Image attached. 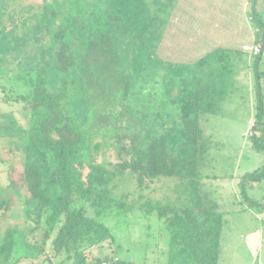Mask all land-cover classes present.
<instances>
[{"label": "rangeland", "instance_id": "obj_1", "mask_svg": "<svg viewBox=\"0 0 264 264\" xmlns=\"http://www.w3.org/2000/svg\"><path fill=\"white\" fill-rule=\"evenodd\" d=\"M178 1L172 4L162 0L161 11L149 13L159 20L153 30L157 31L158 23L165 24L171 19ZM218 1H203L208 5V9L202 11L203 19L206 13L210 16L216 12V5L217 11L222 13V8L225 10ZM224 1H232L233 7L227 11L232 13V21L236 23L234 28L240 31L242 27L244 32V20L239 19L237 14L242 11L243 17L247 19L249 2H246L244 9H239L237 4L240 5L244 0ZM193 5L190 3L186 6L187 17L198 12ZM79 8H86V13L80 14ZM53 11L59 14L56 18L49 15ZM45 15L44 20L41 16ZM215 21L216 17L213 18V25ZM85 22L89 24V29L105 37L109 31L114 32L111 38L118 40L116 46L122 59L120 69L130 76L126 100H123L124 91L121 90L112 94L110 102L100 103L101 114L110 122L106 135L112 134L113 137H94L93 144H101L93 156L95 163L116 172L115 166L121 162L118 154L121 146L134 141L139 146V152L142 148H148L151 138L164 136L169 152L178 160L180 168L177 176L148 178L149 187L146 190H139L135 174L129 171L123 174L116 172L113 196L120 198L129 194L131 204L142 192L144 197L140 203L144 204L151 199L155 207L158 206L156 201H160L180 208H192L200 198L203 208L222 216L218 264H264V213L258 206L248 208L238 187L241 176L264 165V153L254 150L249 139L255 116L254 86L257 70L263 73L261 86L264 96V54L257 67L254 66L256 58L249 52L241 51L228 52L229 56L219 66L215 59L210 58L208 67L202 68L199 63L167 61L156 50L154 42L151 49L157 57L154 61L148 59L150 53L144 47L140 46L136 50L126 34L121 31L117 34L116 28L123 27L111 20L106 0L100 3L93 0H0V59L3 61L0 62V98L11 91L23 92L26 88L14 75L16 64L8 65L7 62H11L12 58L22 61L23 57L30 54L33 56V65H36L39 63V50H55L62 46V41H53L55 33L65 32L62 40L66 44L72 41L71 35L76 30L82 31ZM248 25L252 38L250 20ZM248 42L253 46V39ZM7 66L10 68L9 74L13 76L4 75ZM213 69L216 70L212 77L217 80L215 83L223 91L224 97L218 113L205 115L201 121L203 135L207 140L205 154L198 167H191L186 162L193 148L187 143L186 134L179 123L178 99L193 92L198 80L204 78L208 71L210 74ZM209 74L207 78L211 77ZM84 96L79 98L83 101L76 105L81 104L80 109L85 111L87 124L84 128L87 129L95 120L92 115L95 108L88 106L90 101ZM21 109V104L0 100V115H7L3 119L0 116V200H11L10 210L0 220V230L4 231L9 226L18 228L16 248L10 256L6 255L7 252L1 254L0 264H69L62 256L42 254L40 246L28 244L27 226L22 222L25 214L22 195L16 187H9L10 174L13 172L12 177L17 179L24 158L18 148L19 138L13 135L22 119ZM5 119L11 122V129L4 124ZM126 132L130 135L128 138L124 135ZM88 157L91 159L90 154ZM129 158L126 157L127 160ZM84 173H88L87 168ZM189 173L202 177L197 192L193 191L187 176ZM247 194L264 205V179L249 187ZM101 220L111 228L114 239L111 243H105L100 251L93 250L94 257L112 254L128 264H188L185 257L177 254L176 247H172L171 229L164 223L165 219L158 217L156 210L147 212L136 206L126 215L111 211Z\"/></svg>", "mask_w": 264, "mask_h": 264}, {"label": "trees", "instance_id": "obj_2", "mask_svg": "<svg viewBox=\"0 0 264 264\" xmlns=\"http://www.w3.org/2000/svg\"><path fill=\"white\" fill-rule=\"evenodd\" d=\"M93 1L100 3L105 0ZM106 1L111 20L123 27L116 28L117 34L119 31L126 34L136 50L141 46L150 52L154 39L159 36L158 31L153 30L159 20L149 13L161 11L162 0ZM165 2L174 4L175 0ZM249 7L248 17L254 33L253 46H260L261 49L257 55L249 52L256 58L254 66L257 67L264 54V0H249ZM78 11L83 14L87 9L79 8ZM49 15L56 18L59 14L53 11ZM41 18L45 20L46 15ZM113 33L109 31L105 37L89 29V24L85 22L82 31L76 30L71 35L72 41L66 44L62 40L65 32L55 33L53 41H62V46L55 50H39V63L36 65H33V56L30 54L23 57L22 61L12 58L11 62H7L8 65L16 64L14 75L26 87L23 92L11 91L1 98L4 102L22 105V119L13 135L19 138L18 148L24 158L17 179L12 177L13 172L10 174L9 187H16L22 195L25 210L22 222L27 226L28 244L40 246L42 254L62 256L69 264H128L112 254L94 257L93 250L100 251L105 243L113 242L111 228L101 220L105 214L116 211L118 215H126L130 209L134 210L138 206L147 212L156 210L158 217L165 219L164 223L171 229L172 247H176L177 254L185 257L188 264H218L222 216L203 208L200 198L194 207L180 208L160 201H156L158 206L155 207L151 199L140 203L144 197L142 192L131 204L129 194L120 198L113 196L116 172L123 174L129 171L135 174L139 190L148 189V178L179 175V162L170 154L164 136L151 138L148 148H142L139 152V146L134 141L121 146L118 150L121 162L115 166L116 172L95 163L93 156L101 144H93L94 137H113L112 134L106 135L110 122L101 114L100 103L110 102L112 94L121 90L124 91L123 100L129 94L130 76L120 69L122 59L117 50V39L111 38ZM241 51L247 52L244 49ZM241 51L216 49L198 63L202 68L208 67L211 58L219 66L229 56L228 52ZM215 70L206 73V76L209 74L211 77L205 76L198 80L193 92L178 99L179 123L184 129L187 143L193 148L187 166L198 167L203 160L207 140L201 121L205 115L217 114L223 101V91L218 89L217 80L212 77L215 76ZM4 73L13 76L9 74L8 66ZM262 75L258 70L255 72L256 105L249 139L254 150L264 153ZM84 94L91 102H88V106L95 108L92 114L95 120L87 129L84 128L87 124L85 111L80 109L81 104L76 105L83 101L79 98ZM0 116H3L2 119L7 117L5 113ZM4 124L8 129L12 128L8 120ZM127 132L124 135L128 138L130 135ZM86 168L87 174L84 173ZM187 176L193 191L197 192L202 177L196 173ZM263 179L264 165L241 176L238 187L248 208L258 206L264 213V205L247 194L249 187ZM10 206L11 200H0V220L4 219ZM17 232L18 228L13 226L0 230V256L4 252H7V256L13 253Z\"/></svg>", "mask_w": 264, "mask_h": 264}, {"label": "crops", "instance_id": "obj_3", "mask_svg": "<svg viewBox=\"0 0 264 264\" xmlns=\"http://www.w3.org/2000/svg\"><path fill=\"white\" fill-rule=\"evenodd\" d=\"M203 1L179 0L178 4H176L177 9L173 12L171 19L166 21L165 24L161 23V27H159L160 25L157 26L159 36L154 41L157 45L156 50L167 61L193 62L197 64L202 57L216 49L241 51L245 45L250 46L248 44L250 39H253L254 42L253 30L251 34L252 38H250L249 17L246 15L247 19L244 18L242 11L237 14V17L244 20L242 21L244 32L242 31V27L240 31L237 27L234 28V24L236 23L232 21V13L228 12L233 7L232 1H228V3L224 0H219L217 3L221 7H224L225 10L222 8V13L217 11L216 5V12L210 16L206 13L204 19L202 18L204 16L202 15V11L207 10L208 5ZM247 1L249 2V0H244L240 5L237 4V7L240 6L238 7L239 9H244ZM190 3H193L194 8L198 11L196 14L190 15L191 18H189V15L187 17L188 11L186 9V6ZM214 17L218 21V23L215 21V25L212 24ZM149 53L148 59L157 60L153 50Z\"/></svg>", "mask_w": 264, "mask_h": 264}, {"label": "built area", "instance_id": "obj_4", "mask_svg": "<svg viewBox=\"0 0 264 264\" xmlns=\"http://www.w3.org/2000/svg\"><path fill=\"white\" fill-rule=\"evenodd\" d=\"M244 51L250 52L253 55H257L261 52L260 46H249V45H245L243 47Z\"/></svg>", "mask_w": 264, "mask_h": 264}]
</instances>
